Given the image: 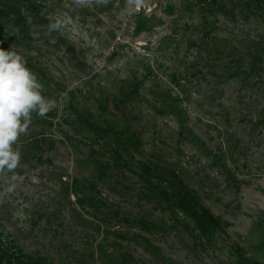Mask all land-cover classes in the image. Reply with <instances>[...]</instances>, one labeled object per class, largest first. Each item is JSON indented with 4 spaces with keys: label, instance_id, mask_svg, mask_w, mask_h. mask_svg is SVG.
<instances>
[{
    "label": "rangeland",
    "instance_id": "374dc122",
    "mask_svg": "<svg viewBox=\"0 0 264 264\" xmlns=\"http://www.w3.org/2000/svg\"><path fill=\"white\" fill-rule=\"evenodd\" d=\"M192 2L105 0L89 7L32 0L37 17L28 35L6 27L7 47L44 70L51 89L46 98L55 105L52 115L33 113L30 124L45 130L53 147L40 160L24 157L19 139L18 179L0 174L3 243L16 241L55 264H264V131H249L238 86L218 77L219 64L211 70L215 76H205V68L199 73L205 38L197 8L185 9ZM57 20L63 27L49 35ZM213 28L229 48L254 31L223 18ZM218 45L207 42L211 56ZM135 77L149 102L134 105L125 96L124 83ZM99 100L107 106L103 118L128 125L140 149L122 148L121 158L106 154L94 136L67 126L69 102L96 109ZM255 103L251 114L259 117L264 106ZM40 120L51 128L42 129ZM92 150L110 163L103 178ZM142 164L173 171L196 199L194 214L203 222L171 213L166 200L145 192L149 179L159 186L171 179ZM75 180L92 204L79 203L71 190Z\"/></svg>",
    "mask_w": 264,
    "mask_h": 264
},
{
    "label": "trees",
    "instance_id": "16d2710c",
    "mask_svg": "<svg viewBox=\"0 0 264 264\" xmlns=\"http://www.w3.org/2000/svg\"><path fill=\"white\" fill-rule=\"evenodd\" d=\"M196 8L198 13H200L199 26L203 30V38H205V65L199 70V73L203 74L205 68V76L212 74L215 76L217 74L211 70L212 68L215 69L217 64H219L221 74L218 77L231 79L238 86L236 99L240 107L245 105V110L243 111H246L249 116V131H264V108H260L259 117H253L251 114V107L256 105L255 102L264 106V0H193L192 3L185 7L188 12H193ZM34 10L37 11V7L33 6L32 0H0V47L5 50L11 49L7 47L4 39L7 33L6 27H9L14 34L24 33L26 36L28 35V31L35 17H37L31 15ZM168 11L173 12L174 7L169 6ZM34 13L37 14V12ZM251 17L255 19L254 24L243 23L247 22V20L249 21ZM222 18L231 24L241 23L249 26V28L253 26L254 31L247 33L241 40L234 42L233 47L229 48V42L222 44L216 39V34L213 32L215 30L213 28L215 20ZM139 29H142V27L139 26ZM207 42L219 44L218 49L215 48L216 57L210 55ZM227 49L228 51H226ZM11 50L16 51L15 49ZM26 60V66L32 72L35 74L40 73V82L45 89L42 94L45 97L51 96L49 84L47 87L43 80L46 78L44 70L33 65L30 60ZM141 84L142 80L136 77L124 83V86L128 88L125 96L133 98L134 105L138 104L139 100L141 102L148 101L141 96L139 91ZM65 110L67 111L65 114L67 126L75 133L80 131L94 136V140L98 142L99 149L101 151L105 149L106 154L113 153L121 158L120 151L122 148L126 151L130 147H134L135 150L140 149L137 139L128 135V125H119L114 121L113 117L109 119L103 118L107 106L102 100L98 101L96 109L83 103L72 105L69 102ZM173 112L175 111L173 110ZM159 113H163V111L160 110ZM48 114L52 115V113ZM247 115H244V117H247ZM35 123L39 124L42 129L45 126L44 120L35 121ZM51 124V122H48L45 127L51 128ZM29 128L28 133L20 137V144H23L24 157L40 160L44 155L43 152L53 147L54 142L47 136L45 130L36 131L31 126ZM103 156L100 152L91 151L92 162L95 163V167L100 173V178L105 176V168H111L109 162L102 160ZM152 166V164H149V166L148 164H142L141 167L149 170L154 168L156 170L149 173L156 172L162 180L164 176L171 180L162 181L159 186L149 179L145 192L150 191L153 195L152 197L158 202L162 199L166 200V208L171 213L181 211L203 222L200 220L203 219L202 215L194 214V208L197 205L196 199L192 196L191 191L187 190L183 182H176V174L173 171L162 169L159 165ZM164 182L166 183L165 185L163 184ZM90 186L92 185L90 184ZM71 190L78 196L77 200H79V203L92 204V199L85 196L83 191L79 194V191L83 190L81 181L75 180ZM169 190H171V193L168 192ZM197 228L200 229L202 227L199 226ZM0 264L55 263L41 253H27L16 241L10 240L7 243H3L0 239Z\"/></svg>",
    "mask_w": 264,
    "mask_h": 264
},
{
    "label": "clouds",
    "instance_id": "9594fccd",
    "mask_svg": "<svg viewBox=\"0 0 264 264\" xmlns=\"http://www.w3.org/2000/svg\"><path fill=\"white\" fill-rule=\"evenodd\" d=\"M105 0H76V3L91 7ZM137 5L142 0H135ZM63 27L57 20L49 26V35ZM34 38L39 34L33 32ZM44 85L37 74L26 66L25 58L11 49L0 47V174L12 173L11 179L17 180L15 170L21 161L18 141L28 133L32 114L45 117L52 110L55 101L46 98Z\"/></svg>",
    "mask_w": 264,
    "mask_h": 264
}]
</instances>
